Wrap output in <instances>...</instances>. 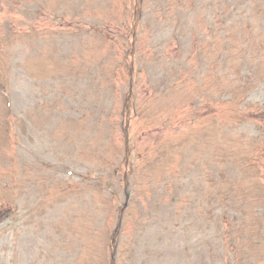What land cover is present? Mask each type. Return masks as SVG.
Masks as SVG:
<instances>
[{
  "label": "rangeland",
  "instance_id": "1",
  "mask_svg": "<svg viewBox=\"0 0 264 264\" xmlns=\"http://www.w3.org/2000/svg\"><path fill=\"white\" fill-rule=\"evenodd\" d=\"M120 209L115 264H264V0H0V264Z\"/></svg>",
  "mask_w": 264,
  "mask_h": 264
},
{
  "label": "trees",
  "instance_id": "2",
  "mask_svg": "<svg viewBox=\"0 0 264 264\" xmlns=\"http://www.w3.org/2000/svg\"><path fill=\"white\" fill-rule=\"evenodd\" d=\"M124 131V139H125V147L127 146V154L126 156L123 158V163L126 169L129 168L131 162V150H130V143H129V123L126 122L124 127H123ZM126 174V173H125ZM229 222H231L232 224H235L236 220H230L228 219ZM116 239L112 240L111 244H110V261L108 262V264H115L116 263V257H115V252L117 251V247H116V243H115ZM236 241V240H235ZM234 243V242H233Z\"/></svg>",
  "mask_w": 264,
  "mask_h": 264
}]
</instances>
